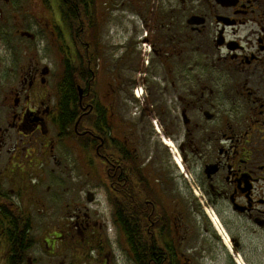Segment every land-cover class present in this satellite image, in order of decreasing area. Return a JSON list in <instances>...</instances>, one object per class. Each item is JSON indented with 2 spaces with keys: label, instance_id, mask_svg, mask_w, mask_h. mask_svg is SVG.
<instances>
[{
  "label": "flooded vegetation",
  "instance_id": "obj_1",
  "mask_svg": "<svg viewBox=\"0 0 264 264\" xmlns=\"http://www.w3.org/2000/svg\"><path fill=\"white\" fill-rule=\"evenodd\" d=\"M70 157L87 206L41 239ZM121 243L264 264V0H0V264H119Z\"/></svg>",
  "mask_w": 264,
  "mask_h": 264
},
{
  "label": "rangeland",
  "instance_id": "obj_2",
  "mask_svg": "<svg viewBox=\"0 0 264 264\" xmlns=\"http://www.w3.org/2000/svg\"><path fill=\"white\" fill-rule=\"evenodd\" d=\"M107 12V11H106ZM113 18L114 21H111L110 23H108V25L110 26V30H111V34L110 36H115L117 31H118V23L121 19L122 16H132L133 14L130 13V11H128L127 9L124 10V12H122L120 9L115 11L113 13ZM112 19V18H111ZM107 28V24L105 25V28ZM109 34V33H108ZM107 39V37H106ZM44 41H42L40 43V48H43L45 44H43ZM68 170L63 169V172L60 170L56 171L57 177H55V179L52 177L49 179V182H47L46 184H42L41 185V197H42V201H44V203H46V205L44 207H41V212L40 215L38 216H34V221L36 224H38L39 226V230H40V238H46L48 234V232L50 231L51 225H59V228L62 229V226L64 223H67L69 220V223H73L71 221V219H73V216L71 215V211L69 210L68 207L65 206V203H69V202H78L83 204L84 206H87V202L84 201V199H81V193H79L78 191L74 192V193H69V192H65L63 190V192L61 191V189H63V187L68 188V190L70 192H72L75 187L78 186L79 181H80V168L79 166L74 162L73 158L70 157V162L68 163ZM64 179L65 181L63 182ZM48 183L51 186L50 191L47 193L45 192L47 190V185ZM107 217V216H106ZM74 233L75 232H71ZM108 234L109 237L111 239V241H115L114 239L116 238V234L117 232L115 231V229L110 226L108 229ZM55 238H58L57 236ZM79 237L78 235H76V237H74L77 240ZM54 239V238H53ZM121 239H124L123 236ZM56 242L55 241H50L49 244H54ZM112 245L115 246V243H113ZM126 244L121 243L120 246L118 248L112 247L113 249V256L114 258L112 259V262H114L116 260V262L119 264H128L127 263V257L128 254L125 250V246ZM77 248V247H76ZM41 254V258L44 257L45 255L43 253ZM68 254L66 253V256ZM73 256H75V254H72ZM78 255H80L78 253ZM68 257V256H67ZM59 261L60 260H64V258H57ZM43 261V260H42ZM42 264H44V262H42Z\"/></svg>",
  "mask_w": 264,
  "mask_h": 264
},
{
  "label": "trees",
  "instance_id": "obj_3",
  "mask_svg": "<svg viewBox=\"0 0 264 264\" xmlns=\"http://www.w3.org/2000/svg\"><path fill=\"white\" fill-rule=\"evenodd\" d=\"M72 1H76V0H72ZM78 1H80V0H78ZM64 10H65L63 12L64 16L76 17L77 15L80 14V10L78 9V13H77V10L73 6L72 3L71 4H68L67 7L64 6ZM123 233H124L126 239L128 240L129 239V231L128 230H125Z\"/></svg>",
  "mask_w": 264,
  "mask_h": 264
}]
</instances>
